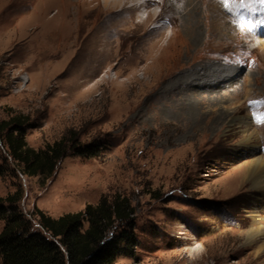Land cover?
I'll return each instance as SVG.
<instances>
[{
    "label": "rangeland",
    "instance_id": "obj_1",
    "mask_svg": "<svg viewBox=\"0 0 264 264\" xmlns=\"http://www.w3.org/2000/svg\"><path fill=\"white\" fill-rule=\"evenodd\" d=\"M74 1L0 0V121L28 117L34 149L76 134L100 154L47 180L17 169L0 197L22 187L35 227L36 207L58 218L128 197L141 246L116 264H264V237L222 255L264 224L250 172L264 164V3L85 0L78 29Z\"/></svg>",
    "mask_w": 264,
    "mask_h": 264
},
{
    "label": "trees",
    "instance_id": "obj_2",
    "mask_svg": "<svg viewBox=\"0 0 264 264\" xmlns=\"http://www.w3.org/2000/svg\"><path fill=\"white\" fill-rule=\"evenodd\" d=\"M27 119L15 115L0 121V143L5 151L1 178L14 177L18 169L23 175L47 180L69 155L91 158L100 154L95 144H82L76 134L34 149L26 141ZM23 196L24 190L18 186L0 197L1 264H116L121 256L136 257L141 242L135 231V208L128 197L104 196L96 205L58 218L36 207L35 227L20 209Z\"/></svg>",
    "mask_w": 264,
    "mask_h": 264
},
{
    "label": "bare ground",
    "instance_id": "obj_3",
    "mask_svg": "<svg viewBox=\"0 0 264 264\" xmlns=\"http://www.w3.org/2000/svg\"><path fill=\"white\" fill-rule=\"evenodd\" d=\"M16 1H18V0H16ZM112 1H116V0H112ZM85 2H86L85 0H82V1H79V0L74 1L73 4H72L73 5V9L69 10V16H68L67 22L69 24H71V25L75 24L78 29H80V27H81L79 23L82 21L83 17H86L85 14H87V12H89L88 9L86 8L88 2L87 3H85ZM50 4H53V3H50ZM20 12L21 11H19L18 14ZM38 17H40V16L38 15ZM38 19L39 18H37V19L35 18V20H38ZM36 22H39V21H34L33 25H35ZM250 172H251V175H253V177H252V180L253 181L252 182L254 183V185H253L254 188H257V189H260V190H264V164L262 162L261 163L259 162V163L254 164L252 166ZM252 219L254 220V227L251 228V229H249L248 231H245V232H242V233H239L238 234V239L237 240H239V241H242L243 239L246 240V243H245L244 247H242V248H235L233 246L231 249H229V250H227L225 252L226 254L225 253L222 254L224 259L228 258L229 254H231V253H239V252H242L245 248H249V247L253 248V247L257 246V244L259 243L260 240H262V238L264 237V224L262 223L263 221L258 216H253ZM203 251H205V248H204V246L200 245V246H198L196 248L190 249V252H189L190 254L189 255L190 256H193V257H196L197 255L201 254ZM260 253H261L262 256L264 255L262 252H260ZM254 256H255V253L250 255V257H254Z\"/></svg>",
    "mask_w": 264,
    "mask_h": 264
},
{
    "label": "snow or ice",
    "instance_id": "obj_4",
    "mask_svg": "<svg viewBox=\"0 0 264 264\" xmlns=\"http://www.w3.org/2000/svg\"><path fill=\"white\" fill-rule=\"evenodd\" d=\"M262 3H264V0H261ZM225 3H227V0H225Z\"/></svg>",
    "mask_w": 264,
    "mask_h": 264
}]
</instances>
